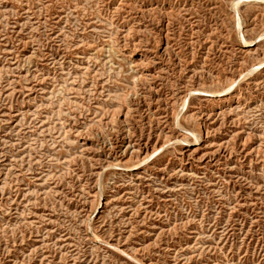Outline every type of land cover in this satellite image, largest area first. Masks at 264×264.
<instances>
[{
  "label": "rangeland",
  "instance_id": "374dc122",
  "mask_svg": "<svg viewBox=\"0 0 264 264\" xmlns=\"http://www.w3.org/2000/svg\"><path fill=\"white\" fill-rule=\"evenodd\" d=\"M0 264H264V0H0Z\"/></svg>",
  "mask_w": 264,
  "mask_h": 264
}]
</instances>
